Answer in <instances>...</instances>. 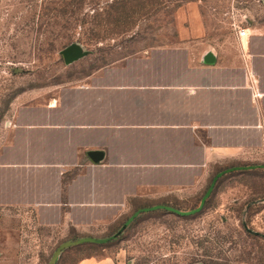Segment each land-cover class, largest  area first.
I'll list each match as a JSON object with an SVG mask.
<instances>
[{"label":"rangeland","instance_id":"1","mask_svg":"<svg viewBox=\"0 0 264 264\" xmlns=\"http://www.w3.org/2000/svg\"><path fill=\"white\" fill-rule=\"evenodd\" d=\"M243 28L264 30V0H0V149L15 134L17 97L45 102L132 56L190 47L244 53ZM71 44L87 54L66 64L62 50ZM224 164L115 210L72 206L66 196L52 206L38 196L0 203V264L94 255L118 264H264V161Z\"/></svg>","mask_w":264,"mask_h":264},{"label":"crops","instance_id":"2","mask_svg":"<svg viewBox=\"0 0 264 264\" xmlns=\"http://www.w3.org/2000/svg\"><path fill=\"white\" fill-rule=\"evenodd\" d=\"M128 58L45 102L16 98L15 134L0 149V203L38 196L52 206L66 196L115 210L224 163L264 161V30L249 33L244 53L190 47ZM94 150L103 152L97 161ZM75 264L118 263L94 255Z\"/></svg>","mask_w":264,"mask_h":264},{"label":"water","instance_id":"3","mask_svg":"<svg viewBox=\"0 0 264 264\" xmlns=\"http://www.w3.org/2000/svg\"><path fill=\"white\" fill-rule=\"evenodd\" d=\"M86 54L87 51H84L83 48L78 44H71L62 50V55L66 64H71L81 57H84ZM89 155L93 160L97 161L103 156V152L94 150L90 151Z\"/></svg>","mask_w":264,"mask_h":264},{"label":"built area","instance_id":"4","mask_svg":"<svg viewBox=\"0 0 264 264\" xmlns=\"http://www.w3.org/2000/svg\"><path fill=\"white\" fill-rule=\"evenodd\" d=\"M247 32H248V28H243V29H241V30H240V36H241V37H243V36H245V35L248 36L249 34H248Z\"/></svg>","mask_w":264,"mask_h":264},{"label":"trees","instance_id":"5","mask_svg":"<svg viewBox=\"0 0 264 264\" xmlns=\"http://www.w3.org/2000/svg\"><path fill=\"white\" fill-rule=\"evenodd\" d=\"M126 16H128V13L126 14ZM68 47V46H67ZM66 48V47H65ZM147 208L146 207H143V208H140V210H138V212H143V211H145ZM106 240H108V239H106Z\"/></svg>","mask_w":264,"mask_h":264},{"label":"bare ground","instance_id":"6","mask_svg":"<svg viewBox=\"0 0 264 264\" xmlns=\"http://www.w3.org/2000/svg\"><path fill=\"white\" fill-rule=\"evenodd\" d=\"M249 34V33H248ZM247 35H245V36H243V37H246ZM243 37H242V39H243ZM248 37H249V35H248Z\"/></svg>","mask_w":264,"mask_h":264}]
</instances>
